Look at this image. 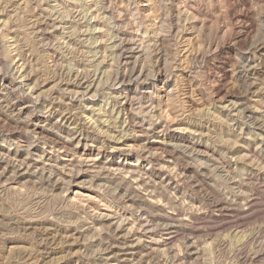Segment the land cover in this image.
<instances>
[{
    "label": "rangeland",
    "instance_id": "obj_1",
    "mask_svg": "<svg viewBox=\"0 0 264 264\" xmlns=\"http://www.w3.org/2000/svg\"><path fill=\"white\" fill-rule=\"evenodd\" d=\"M0 81V264H264V0H0Z\"/></svg>",
    "mask_w": 264,
    "mask_h": 264
},
{
    "label": "bare ground",
    "instance_id": "obj_2",
    "mask_svg": "<svg viewBox=\"0 0 264 264\" xmlns=\"http://www.w3.org/2000/svg\"><path fill=\"white\" fill-rule=\"evenodd\" d=\"M120 78L123 80V79H125V74H124V76L122 75V76H120ZM14 82V81H13ZM10 83V84H7L6 82H4V81H0V85H7L8 87H10V86H13L14 85V83ZM20 107H22V105L20 106ZM22 110H24V108H21ZM248 110V109H247ZM252 110V109H251ZM248 112H250V113H253V112H251V111H248ZM111 118V117H110ZM74 139H75V137H74ZM74 139H73V137L69 140L70 142H74Z\"/></svg>",
    "mask_w": 264,
    "mask_h": 264
}]
</instances>
